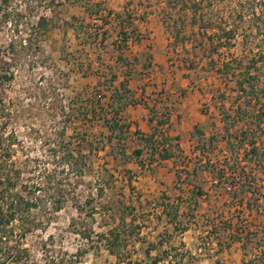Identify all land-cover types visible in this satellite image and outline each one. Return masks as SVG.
Instances as JSON below:
<instances>
[{
  "label": "rangeland",
  "instance_id": "1",
  "mask_svg": "<svg viewBox=\"0 0 264 264\" xmlns=\"http://www.w3.org/2000/svg\"><path fill=\"white\" fill-rule=\"evenodd\" d=\"M165 1L124 0L120 12L111 11L107 0H7L6 6L1 8L4 12L3 16L6 17L4 21H0L1 51L6 50L11 40L28 38L30 32L28 24H34L39 16L49 20V29L38 39L39 50L35 51L33 45L29 51H25L15 67L13 80L0 88L2 97L0 134L3 137L8 135L12 143L11 149H8L6 142L2 144V154L5 158H7L6 154H9L11 160L15 162V167L21 170L20 182L27 186L35 184L41 187L35 195L43 197L46 206L50 207L52 202H56L62 195L65 197L63 209L52 215L47 227L22 239L23 248L28 251L31 264H47L46 259L50 257L57 260L62 258V264H73L75 258L72 257L78 250L85 253L75 264H117L116 259L110 256L102 245L89 243L83 240L79 233L74 232L91 230L93 234L105 233L108 228L105 224L111 225L113 222L108 218L111 213L117 222L118 211L127 203V185L120 180V172L126 166L120 164L119 158L113 160L112 157L118 156L117 150L121 145H124L127 153H131L138 148V141L131 138L134 131L129 130L126 141L121 140L118 143L113 140L109 144L104 136L107 132L101 125L102 121L97 118L91 121L89 117L84 119L81 116L79 120H75L71 116L73 114L75 117L78 109L81 110L82 107L85 108L94 104L95 100L101 99L99 97L105 94L104 86L108 85L107 81L115 71L119 69L126 71L122 75L126 85L127 81L137 77L138 72L131 66L130 61L128 67L121 66H125V63L112 65L109 62L111 56L115 57L111 44L117 32L122 30L132 41L135 33L131 26L128 27V23L141 16L149 18L150 15H155L152 20L158 18L162 22L164 15H171L172 18L177 19L184 16L183 14L188 16L192 14L191 6H187L184 12L181 11L179 2L173 9L165 5ZM185 1L190 3V0ZM199 1L201 10L197 12L196 18L198 21L203 20L199 22L201 26L209 23L210 19L216 21L218 27H236L238 30L237 37L231 42L230 50L223 47L214 55L215 68H220L222 63L229 59L240 60L245 65L249 58L258 52L264 54L262 34L264 13L259 15L258 21L252 22L247 14L239 18L231 12L236 0L232 2L225 0L224 9L208 6L209 0ZM101 11L108 12L113 17L106 18L105 26L95 29L90 25V17ZM73 22L77 30L71 27ZM185 22L186 27L178 37L174 29L170 25L167 28V24L163 22L158 33L148 31L147 28L138 32V39L144 40L143 45L140 46L143 49L141 52L143 58L139 59L140 65L145 69L136 68L139 72L142 70L145 77L135 83L149 88L157 86L161 90L160 99L154 103L156 108L152 107L159 116L164 107L171 102L175 101L180 106V103L184 104L182 113L187 112L189 116L179 115L178 122L174 121L172 129L176 130V125L178 126L180 122H183V135L187 133L186 126H192L194 122H197L194 127L200 129L199 115H203L208 122L207 131L209 132L212 121L215 126L211 132L213 131L218 137L224 125L218 104L224 105L225 109V97L220 98L225 95V80L214 73L213 69L211 71L208 69L206 54L209 43L201 36L203 29L198 30V23L190 26L188 19ZM106 26L107 28L104 29ZM257 30L260 33L256 35ZM251 32L255 34L254 39L251 40L249 37L250 43L243 46L241 34L245 36ZM100 38H106L102 46L99 45ZM132 45L133 42L126 46ZM121 47V49L126 48L124 45ZM16 49H20L18 45ZM100 60L103 66L100 65ZM28 62L32 65L28 66ZM262 66L264 67V63ZM108 67L113 68V71L108 72ZM101 73L105 79L101 77ZM130 74L133 75L132 79H129ZM98 77L103 79L100 80ZM191 88L203 92L199 94L197 91L194 94ZM171 91L174 93L172 94ZM143 98L141 97L140 101H137L138 97L134 100L142 105L148 102L151 104L149 96ZM62 108L64 109L61 111ZM120 116L124 122L125 117L123 118L121 114ZM63 118L69 119L63 137L64 145L74 156L77 152L85 156L86 165L81 176H76L74 172L65 176L64 173H59L60 165L56 164L58 162L56 156L62 154L58 146L60 140L58 122ZM89 148L92 150L91 154H88ZM184 164L185 162L181 161L176 169L181 177L184 174L180 170H183ZM156 166L154 164L152 168ZM128 167L138 178L137 180H143L144 176H148L147 173L141 174L134 165L130 164ZM113 169L116 171L114 172ZM111 175L113 178L108 179ZM58 179H62L63 183H57ZM179 183L181 184V181ZM97 188H103L101 197L97 195ZM223 193L227 200L225 189ZM86 199L93 201L90 206L85 205L83 211L78 213L74 206L75 201H78V205L82 207ZM214 206L215 209L221 208V205ZM91 208H95V213L89 217ZM32 212L36 217L39 216L38 218L45 215L39 208ZM200 225L203 229L209 224L204 221ZM49 235L51 241L48 240ZM44 242H46L45 248L42 247ZM131 250L135 252V256L132 254V264H146L141 250L136 254V248L128 246L125 253ZM227 264H233V260L228 259Z\"/></svg>",
  "mask_w": 264,
  "mask_h": 264
},
{
  "label": "trees",
  "instance_id": "2",
  "mask_svg": "<svg viewBox=\"0 0 264 264\" xmlns=\"http://www.w3.org/2000/svg\"><path fill=\"white\" fill-rule=\"evenodd\" d=\"M229 1L232 2L233 0ZM178 2L180 3L181 11L184 12L187 6H191L192 14L190 16L183 14L184 16H180L181 18L177 19L172 18L171 15L162 17L163 24H167V28L170 25L174 29L176 37L186 27V19L189 20L190 26L203 22V20L200 19L198 21V18H196L197 12L201 10L199 0H190L189 4L185 0H166L164 4L175 9ZM208 3V6L225 8V0H209ZM234 3L231 12L239 18L243 14H247L249 19L255 22L258 21L259 15L264 13V0H236ZM6 4L7 0H0V21L6 19L3 16L4 12L1 11V8L6 6ZM262 20L264 22V17ZM74 23L71 24V27L77 30ZM216 23V21L213 22L209 19V23L202 26L199 24L198 30L203 29L201 36L209 43L206 54L208 69L210 71L213 69L214 73L219 75L222 80H225V95L220 96L221 99L225 97V109L224 105L218 104L224 125L218 137L211 135L208 137L206 144L197 146L200 157L196 158L194 162L190 158L187 159V164L185 165L192 161L195 168L207 171L216 187L230 186L229 192L225 190L228 198V203L225 204V208H227L225 210V220H219L220 227L227 232L229 241H225V249H228L231 243L239 242L243 250V264H264V251L249 252L251 249L264 250V71L262 70L264 69L262 66L264 54H262L263 52H258L249 58L245 65L240 60L229 59V61H224L220 68H215L216 64L213 63L214 55L223 47L229 51L232 47L231 42L238 35L236 27L228 28L225 26L221 28L216 26ZM28 25L30 27L28 38L11 40L5 51L0 50V88L13 80L15 67L25 51H29L33 45L35 46V51L39 50L38 39L49 29V20L39 16L34 24L30 23ZM132 31L135 33V38L132 42L133 44L138 43L139 34L135 29H132ZM119 33L127 37L122 30ZM258 33L260 32L257 30L255 34L257 35ZM255 34L253 32L245 36L241 34L243 46L250 43L254 39ZM262 34L264 39V31ZM249 37L251 40H248ZM104 41H106V38H100L99 45L102 46ZM17 45L20 48L19 50L16 49ZM112 45L117 50H121L122 45L126 48L128 47L125 44H117L115 41H112ZM117 59L122 64H129V61L123 60L120 56ZM132 61V64L138 62L135 57ZM30 64L32 65L31 62H28V66ZM189 69L191 70V68ZM115 80L116 77L112 75L107 81L108 85L104 86L105 94L99 97L101 99L95 100L94 104L85 108L82 107L81 110L78 109L75 117L73 114L71 116L75 120H79V116H81L84 119L89 117L88 119L91 121L95 118L102 121L101 125L107 132L104 136L109 144L113 140L120 143L121 140L126 141L128 139L129 125L122 122L120 113L127 104L137 103L132 97L131 91L127 88L126 82H120L116 89V87H113ZM1 100L2 97L0 96ZM145 107L151 113L149 122L154 123L152 131L150 134L143 135L138 130H135L133 135L137 138L139 148L127 153L124 145L119 144L121 148L117 150L118 156L112 157L113 160L119 158V162L123 166L135 162L140 169H146L149 172L154 164L158 165L166 160H172L174 163L185 162V157L181 155L182 152L176 142L179 139L168 136L170 127L169 108L165 106L159 116L158 112L152 110V107L150 108L146 104ZM68 121L69 119L63 118L58 122L60 125L58 146L62 154L56 156L58 157L55 158L58 161L56 164L60 165L59 173H64L65 176L67 174L71 175V172H74L76 176H81L83 167L86 165L85 156L81 152H77V155L74 156L63 143ZM197 133L199 136L203 135L200 131H197ZM4 142L7 143L8 149H11L10 137L8 135L3 137L0 134V264H31L30 255L23 248L22 239L28 234L47 227L52 215L63 209L65 197L62 195L56 202H52L50 207L46 206L43 197L35 195L37 191H40V186L35 184L27 186L20 182L21 170L15 167V162L11 160L9 154H6L7 158L2 154V144ZM219 143H222V148L219 147ZM91 153L92 150L89 148L88 154ZM113 171L115 172L116 170L113 169ZM183 172H185V176L182 181L186 182L187 186H192L191 190L189 189L188 191L187 200L184 202L185 211L182 212V217L185 218L187 216V221H189L190 218H193V212L197 207V197L202 196L203 192L199 186L194 184L193 179L195 178L196 170L193 169L190 174L186 171ZM120 173V180L127 183L128 187H131V182L135 181L137 177L132 174L130 169L125 167ZM112 178L113 176L111 175L108 179ZM57 183L62 184L63 180L58 179ZM102 192L103 188H97L98 197H101ZM91 201L93 200L86 199L82 207L78 205V201H75L74 206L79 213L83 211L85 205L90 206ZM37 208L45 214L41 215V218H38L39 216L36 217L32 212ZM94 209H90L89 217L95 213ZM133 211L134 208L130 206L121 208L117 213V222H115L116 218L112 213L109 214L108 218L113 222L111 225L105 224L108 228L103 234H93L91 230L74 233H79V236L89 243L102 245L106 252L116 259L117 264H132V254L135 252L131 250L125 253V250L128 246L134 248L136 242H143L138 232L140 225L135 223L136 217L132 215ZM166 215L171 217L172 221L177 219L176 210L174 209L166 212ZM128 217L129 220L127 221ZM175 229L184 232L187 227L182 226ZM212 232H215L213 227ZM166 237L164 236L161 240H158V244L161 245L162 241L165 242L167 240ZM48 240H52L50 235ZM42 247H46V242L42 244ZM184 247L182 245L183 249H181L182 251L179 254L180 262L176 264H198L197 258ZM45 251L47 252V250ZM84 253L78 250L72 257L75 258L74 262H71L73 264L77 263ZM250 255L252 257L247 259ZM166 256L167 252H161L151 260L150 264H157L165 259ZM145 257H148L147 251L145 252ZM72 258L69 257L70 260ZM46 263L62 264L63 260L62 258L57 260L50 257L46 259Z\"/></svg>",
  "mask_w": 264,
  "mask_h": 264
},
{
  "label": "crops",
  "instance_id": "3",
  "mask_svg": "<svg viewBox=\"0 0 264 264\" xmlns=\"http://www.w3.org/2000/svg\"><path fill=\"white\" fill-rule=\"evenodd\" d=\"M107 2L108 6H110L112 9L111 11L120 12L124 0H107ZM154 16L155 15H150L149 18L145 17L147 20L144 18V16H141V18L129 22L128 27L131 26V28L135 29L137 33L139 31H142L141 29L143 28H147L148 31H157L158 33V29L161 28L162 22H160L158 18H153L152 20V17ZM123 23L127 24V22ZM106 28L107 26L104 29ZM107 34L106 37H108ZM143 43L144 40L141 39L138 41V43H135L132 46H128V48L121 50H117L111 44V47L113 49L112 51L114 52L115 57L111 56L109 62H111L110 64L112 65H121L122 63L120 64L119 59H117L119 56L127 62L130 61L131 66H133L134 70L138 72V75L136 78L132 79L133 75L130 74L129 79L132 80L127 81V88L131 91L133 98L138 97L137 101H140L141 97L148 98L149 96L151 104H149L148 102L146 105L148 107L156 108V104L154 105V103H156L157 99H160L159 92L161 90L157 86L149 88L139 86V84L135 83V81L142 80L143 77H145L143 71L141 70L139 72V70H137L136 68L141 67L142 69H145L144 66L140 65L141 60L139 59L141 57L143 58V55L141 54L143 49L140 47L143 45ZM103 53L106 54V52ZM134 57L138 60V62L132 64V60ZM101 61L102 60H100V65L103 66V62L101 63ZM121 66L128 67V63L127 66ZM107 70L108 72L113 71V68L108 67ZM123 73H126V71L123 69H119L113 74L116 77V80L113 83V87H116V89L118 88L119 83L123 81ZM101 77H104L105 79V76H103L102 73ZM125 77L128 78V76ZM98 78L100 79V77ZM190 90L194 94H196L197 91L199 92V94L203 92L200 89L196 90L191 88ZM171 93L173 94L174 91H171ZM180 104L182 106V110H180L181 106L178 105L175 101L174 103L171 102L167 106L170 111V127L168 130V136L171 138L177 137L179 139L176 142L178 143L179 148L182 152L181 155H183L186 159L185 164H187V159L190 158V160L194 162L196 158L200 157L197 146L206 144L208 137L214 135L213 131L211 132V130L215 125L212 124V121L210 120V130L208 132V122H206L205 116L199 115L200 120H198V122H200V129H196L194 127L195 125H197V122H194L192 126H186L187 133L185 135L182 134L184 133L182 132L183 122H180L178 126L176 125V130L172 129L173 123L178 122L179 115L189 116L187 115V112H185V114L182 113L185 106H183V103ZM196 111L199 112V110ZM120 114L123 115V118L125 117L124 122L130 125L129 130H138L143 135L150 134V132L152 131V126L154 123L149 122L150 114L145 105H142L138 102L135 104H127ZM194 129L202 132L203 135L199 136L198 133H196L197 131H195ZM131 138L137 139L133 135V132ZM173 143H175V141H173ZM219 147L222 148V143H219ZM192 161L188 163V165H182L183 170H180L184 174L182 177L179 174L180 172L178 173V171L176 170L177 165L180 162L174 163L172 160L161 162L156 167L151 169L152 172H149L146 169H140V167L135 162H131L126 165L127 169H130L128 166L131 164L139 169L141 174H148V176H144L143 180H137L138 178H136L135 181H132L131 187L126 186V206L134 208L132 215L136 217L135 223L140 225V230L138 231L139 237H142L143 239L142 243L136 242L134 244V249L136 248V254L138 250H141L144 256V262L146 264H150L151 260L156 255L165 251L167 252L166 258L162 261H159L157 264H176L180 262L179 254L182 251L181 249H183L182 245H184V249L189 250L191 254L195 258H197L198 264H227L228 259L233 260V264H243V250L241 248V243L233 242L230 244V247L228 249H225V241L229 242L227 239V232H225V229L220 227L219 223L220 219L225 220V204L228 203V198L227 200H225V194L223 193L224 187H216L211 180L210 174L207 171L198 170V168H195ZM193 169L196 170L195 178L193 179L194 184L202 189L203 195L197 197V207L193 212V218H190L189 221H187V216L183 218L182 212L185 211L184 202L187 200L188 191L189 189L191 190L192 186H187L186 182L182 181L185 176V172L183 171H186L190 174ZM179 181H181V184L179 183ZM214 205H221V208L215 209ZM171 209L176 210L177 219L175 221H172L171 217L166 215V212ZM128 220L129 217L127 221ZM204 221L208 222V224L215 229V232H213V245H215L214 253H211L210 248L204 246L202 247L203 237L200 233V224H202ZM182 226H186L187 230L181 232L180 230L177 231L175 229ZM164 236H167V240L165 242L162 241L161 245L158 244V240H161V238ZM138 245L140 248L138 247ZM199 249H202L201 253H199ZM146 251L148 252V257H145ZM261 251L264 250L251 249L249 252L257 253ZM176 255L177 257H175ZM251 257L252 256L250 255L247 259H250Z\"/></svg>",
  "mask_w": 264,
  "mask_h": 264
},
{
  "label": "built area",
  "instance_id": "4",
  "mask_svg": "<svg viewBox=\"0 0 264 264\" xmlns=\"http://www.w3.org/2000/svg\"><path fill=\"white\" fill-rule=\"evenodd\" d=\"M113 17L112 15H109L108 12L101 11L97 15H93L90 17V25L93 26L95 29L97 27H103L105 26V19L106 18H111ZM113 41H115L117 44H125V45H130L131 44V39L128 37H125L121 33L117 32L113 36ZM224 189L229 192L230 186L227 185L226 187L224 186ZM201 236L203 237L202 239V247H208L210 248L211 253H214V248L215 245H213V232H212V227L210 225H207L203 229H200ZM211 246V247H210ZM202 249H199V253H201Z\"/></svg>",
  "mask_w": 264,
  "mask_h": 264
}]
</instances>
